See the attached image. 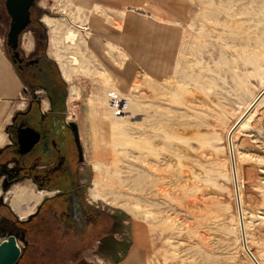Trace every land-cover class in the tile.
Masks as SVG:
<instances>
[{
  "label": "rangeland",
  "instance_id": "obj_1",
  "mask_svg": "<svg viewBox=\"0 0 264 264\" xmlns=\"http://www.w3.org/2000/svg\"><path fill=\"white\" fill-rule=\"evenodd\" d=\"M131 4L38 0L34 28L20 37L27 53L44 40L58 73V64L63 77L62 66L70 70V81L60 74L62 110L78 128L85 198L117 219L121 241L83 256L116 264L137 238L141 264H253L242 248L227 135L264 90V0ZM8 23L0 0V44L11 61ZM30 98L23 91L18 105ZM232 142L246 245L264 264V97ZM24 227L30 239L17 264H83V253Z\"/></svg>",
  "mask_w": 264,
  "mask_h": 264
},
{
  "label": "flooded vegetation",
  "instance_id": "obj_2",
  "mask_svg": "<svg viewBox=\"0 0 264 264\" xmlns=\"http://www.w3.org/2000/svg\"><path fill=\"white\" fill-rule=\"evenodd\" d=\"M36 7L37 2L30 10V23L24 32L34 28ZM20 37L18 59L13 65L31 98L13 116L6 128L9 142L0 149V238L14 235L24 250L30 239L24 226L32 225V235L42 228L44 239L60 242L69 254L80 255L92 248L91 256H95L111 242L121 241L116 238L117 219L85 198L84 153L78 128L62 110L65 75L58 64L61 78L46 56L44 40L34 42L27 53ZM16 186L44 193L25 220L3 199ZM83 255L79 260L90 264Z\"/></svg>",
  "mask_w": 264,
  "mask_h": 264
},
{
  "label": "water",
  "instance_id": "obj_3",
  "mask_svg": "<svg viewBox=\"0 0 264 264\" xmlns=\"http://www.w3.org/2000/svg\"><path fill=\"white\" fill-rule=\"evenodd\" d=\"M37 1L38 0H4L5 11L10 18L9 28L5 38V45L9 52L10 51L14 52L12 55H10V60L13 64H15L18 59L17 48H18L19 37L24 32L27 25L30 23V10L36 5ZM263 97H264V90H262L259 93V95L252 102L248 110L234 124V126L231 128V130L228 132L227 135V144H228L229 158L231 164V173L234 183L242 248L253 264H259V263L252 255V253L249 251L246 245L242 209L240 203L239 190L237 186V176H236L235 159L233 153L232 135L236 130V128L238 127V125L241 123V121L260 102V100ZM22 250L23 248L21 246V243H19L18 239L14 235L11 234L7 235L2 240V242H0V264H17L22 256Z\"/></svg>",
  "mask_w": 264,
  "mask_h": 264
},
{
  "label": "crops",
  "instance_id": "obj_4",
  "mask_svg": "<svg viewBox=\"0 0 264 264\" xmlns=\"http://www.w3.org/2000/svg\"><path fill=\"white\" fill-rule=\"evenodd\" d=\"M124 1V0H121ZM127 0V7L132 6L131 2H137L139 3L140 0ZM131 4V5H130ZM114 7H119L114 5ZM121 8V7H120ZM125 26V25H124ZM120 43L121 40L116 41L115 43ZM62 70H66L63 69ZM68 81L70 79L66 77ZM25 86V85H24ZM25 88H23V83L19 77L18 72L16 71L15 67L13 66L12 62L9 61L5 54L3 53L1 44H0V139L3 140V143L0 144V149H2L9 141L6 133L7 126L11 123L13 116L16 112L22 110L24 106L26 105H18L20 95L24 91ZM25 93V91H24ZM27 103V102H26ZM17 187V186H16ZM14 187V189L16 188ZM14 189L11 191V193L14 191ZM32 191V189H31ZM33 193H38L37 191H33ZM6 198L5 201L8 202L6 194L4 195ZM10 206L15 214V210L13 209L11 202ZM31 214V213H30ZM29 214V215H30ZM19 216V214H17ZM29 215L25 217H21L23 220H25ZM118 239V238H117ZM3 238H0V242H2ZM137 249H132L126 253V255L116 262V264H141L142 257L139 253V249L143 244H140L135 238ZM105 256L106 254L103 253ZM108 256V255H107ZM109 257V256H108Z\"/></svg>",
  "mask_w": 264,
  "mask_h": 264
},
{
  "label": "bare ground",
  "instance_id": "obj_5",
  "mask_svg": "<svg viewBox=\"0 0 264 264\" xmlns=\"http://www.w3.org/2000/svg\"><path fill=\"white\" fill-rule=\"evenodd\" d=\"M52 21L51 20H48V24L51 25ZM72 27L76 28V30H78V28H84L82 26H77V25H74L72 23H70ZM59 25V24H58ZM60 26V25H59ZM58 26V27H59ZM85 43V42H84ZM79 47V46H78ZM63 68V66H62ZM64 69V68H63ZM64 72V75L65 77H68L69 79L72 77L71 76V72L69 69H66L63 71ZM125 103V102H124ZM3 143V140L0 139V144ZM230 159V158H229ZM96 169V172L97 174L99 175L100 174V169L98 167H95ZM238 173L236 172V176L238 177L237 175ZM97 175V176H98ZM98 179V177H97ZM239 180V178H238ZM97 183V181H96ZM99 188H100V184H96V192H92L91 193V196L95 199L97 198H101L102 195L100 194L99 192ZM240 188V187H239ZM241 195V194H240ZM44 196V193H41V194H34L31 189H29L28 187H19V188H15V190L12 192V207L13 209L15 210V212L17 214H19V216H21L22 218L29 215L30 213H32L34 211V207L36 206V204L39 203V201L43 198ZM242 198V196H241ZM243 201V200H242ZM241 201V202H242ZM26 203H35V205L33 204V208H31L29 211L26 210V212H22V206L25 205ZM129 210V209H128ZM243 216V215H242ZM248 249L251 251V249L248 247ZM253 255V254H252ZM255 257V256H254ZM256 258V257H255Z\"/></svg>",
  "mask_w": 264,
  "mask_h": 264
}]
</instances>
